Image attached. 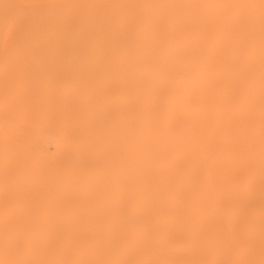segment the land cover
<instances>
[{"label":"bare ground","instance_id":"bare-ground-1","mask_svg":"<svg viewBox=\"0 0 264 264\" xmlns=\"http://www.w3.org/2000/svg\"><path fill=\"white\" fill-rule=\"evenodd\" d=\"M94 1L0 0V264H264V0Z\"/></svg>","mask_w":264,"mask_h":264},{"label":"rangeland","instance_id":"rangeland-1","mask_svg":"<svg viewBox=\"0 0 264 264\" xmlns=\"http://www.w3.org/2000/svg\"><path fill=\"white\" fill-rule=\"evenodd\" d=\"M82 1L83 0H15L13 8L7 9L10 11L7 12V15H5V20L7 23L6 25L11 26L12 22H8L11 21V19L19 21L23 20V22L25 21L23 26H28L26 29L28 35L32 39L38 38L39 42H99L94 39L90 33H87V35H82L79 38L73 36L74 33L72 32L77 28L75 23L77 20L75 19L74 15L76 14L77 9L80 6L79 4L82 3ZM91 1L95 2L94 0H88V2ZM170 1L171 0H162V3L166 5ZM180 1L183 2L184 0ZM49 17H51L56 22H54L52 25H49V21H51L47 19ZM38 21L42 23L37 29L33 27V24ZM162 26L164 29L168 30L166 26ZM12 29L13 28L11 27L10 29H7V32L10 30V33L6 34L11 35ZM178 29L182 32L184 37H186L189 33L187 26L184 24H181ZM154 36L157 38V41H160L159 32H155ZM9 38H5L6 40L3 42L11 43V37L9 36ZM170 41L176 42L178 39L173 38L170 39ZM7 44L9 45V43ZM49 142L51 143L50 138Z\"/></svg>","mask_w":264,"mask_h":264}]
</instances>
